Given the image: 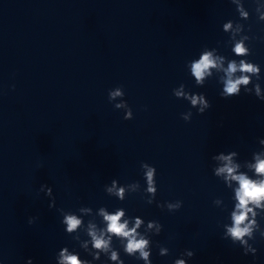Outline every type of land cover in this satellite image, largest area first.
<instances>
[{
    "label": "water",
    "instance_id": "water-1",
    "mask_svg": "<svg viewBox=\"0 0 264 264\" xmlns=\"http://www.w3.org/2000/svg\"><path fill=\"white\" fill-rule=\"evenodd\" d=\"M256 7L257 0H0V264H57L64 247L92 264H112L103 254L94 260L83 249L90 237L83 229L78 240L69 235L59 211L99 230L106 225L101 207L123 210L129 228L139 217L152 264H264V211L254 209L245 221H255L253 239H244L258 249L245 255L240 241L226 236L237 182L228 187L227 174H215L226 163L215 157L236 151V173L258 178L252 165L264 153V101L254 84L264 95V5ZM242 37L246 57L232 52ZM202 52L223 57L203 86L191 74ZM231 59L256 63L260 73H246L241 94L225 99L223 69ZM181 85L211 107L201 113L202 104L175 97ZM120 86L125 95L110 100ZM125 102L130 120L117 107ZM142 163L157 169L153 203ZM113 179L122 200L107 192ZM45 184L55 208L41 191ZM178 200L183 206L169 211ZM113 247L125 264H146L118 239Z\"/></svg>",
    "mask_w": 264,
    "mask_h": 264
},
{
    "label": "clouds",
    "instance_id": "clouds-1",
    "mask_svg": "<svg viewBox=\"0 0 264 264\" xmlns=\"http://www.w3.org/2000/svg\"><path fill=\"white\" fill-rule=\"evenodd\" d=\"M264 3H260L257 0L256 11L259 12L261 6ZM237 10L240 13L241 17H247L248 13L244 11L242 5L237 6ZM259 20L264 21V13L259 15ZM225 30L231 28V22L224 25ZM248 37H242L241 39L235 40L232 47V52L239 57H246V53H249V49L245 47V40ZM220 61V67H222L223 57H213L212 52H202L198 59L191 61V74L195 78V81L199 85H204L205 75H211L210 69L217 68V61ZM226 78L223 80L224 88L220 93L222 98L228 99L233 96H239L242 91V86H247L250 81V76L246 73H260V66L256 63L249 62L247 59H231L228 63V67L223 69ZM240 72L241 75L234 78V74ZM15 87V86H13ZM254 87L256 89V97L261 101H264V95L260 93L259 83H255ZM183 85H181V90L177 91L173 89V94L175 97L179 98L184 96L186 99L191 101V104L197 105L202 104L203 107L200 108V112L203 113L205 108H210L211 103L209 100H205L204 95H187L183 92ZM247 93H249L247 87H243ZM125 95L124 89L122 86L116 87L115 91H109V99H114L117 96ZM117 107H125L127 109V114L124 116L125 120H130L133 118V111L131 107L125 102L123 105H117ZM184 120L188 121V117L182 114ZM261 144H264V140L260 141ZM237 155L236 151H232L231 155H220L215 157L226 161L223 167H220L216 170V175L227 174L225 180L227 186L231 187V182H237V187L233 189L235 195V209L232 212V226L227 228V235L232 237V242L240 241L241 246L244 249V254L247 255L248 252H251L253 256H256L258 249L249 244L248 240H245L244 237L247 235L249 239H253L251 236L252 228L251 224L255 221H251L248 224H245V221L248 219L249 213H252L253 216L256 215L254 209H261L264 211V153H258L255 156L256 163L252 165L257 174L258 178H252L246 173L241 172L236 173V169L239 165H234L232 162V156ZM141 167L146 169L145 179L148 185L146 191L152 194L151 199L148 203H153L157 195V169L154 166H150L146 163H142ZM113 188H107V192L115 194L122 200L124 198V189L121 187L118 191L115 190L116 180L113 179L112 182ZM41 191L45 192L48 197L52 198L50 208H55V197L53 196V189L48 185H42ZM249 205H252L251 207ZM162 207V204L158 205ZM183 206L182 201H177L175 204H168L167 209L169 211H177ZM91 207H81L80 211H90ZM63 216L62 223L66 226V232L69 235H74V239H79V232L81 229L86 233L90 239H87L83 243V249L93 257L94 260H100L101 255L106 256L112 264H125L124 260L121 259L119 251L113 247V240L118 239L120 244L123 246V250L126 254L130 256H135L138 260H144L146 264H152V260H149V256L152 255L151 249L149 247V240L144 238L143 233H138L137 228L140 227L142 221L137 218L136 225L132 228L128 227V221L124 220L122 223L121 220L124 217V211L117 209L114 213L109 214L105 208L101 207L99 209L100 216L103 217V220L106 222L105 227L100 228L99 230L96 227L95 223L91 221L87 222V225L81 227L82 217H78L76 214H65L62 212V209L59 210ZM36 221V217L29 218V224H33ZM153 221H148L149 227L153 225ZM158 232L163 230V225L158 222ZM243 225V226H242ZM106 234L108 235L105 238ZM261 237H264V233L260 234ZM139 237V238H137ZM148 249V250H145ZM167 252V249H160V255H163ZM187 256L189 259L195 256V252L187 250ZM57 264H92V261L81 259L79 253L70 252L68 247H64L57 254ZM27 264H34L32 258H28ZM174 264H185L183 259L175 260Z\"/></svg>",
    "mask_w": 264,
    "mask_h": 264
}]
</instances>
